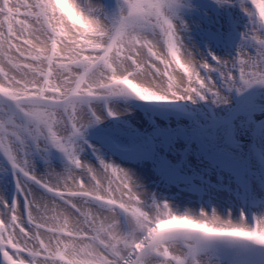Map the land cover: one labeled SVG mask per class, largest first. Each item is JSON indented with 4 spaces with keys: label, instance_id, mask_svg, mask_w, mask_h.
<instances>
[{
    "label": "snow or ice",
    "instance_id": "obj_1",
    "mask_svg": "<svg viewBox=\"0 0 264 264\" xmlns=\"http://www.w3.org/2000/svg\"><path fill=\"white\" fill-rule=\"evenodd\" d=\"M0 264H264V0H0Z\"/></svg>",
    "mask_w": 264,
    "mask_h": 264
}]
</instances>
